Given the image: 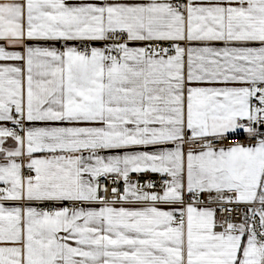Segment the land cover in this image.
<instances>
[{"label":"snow or ice","instance_id":"obj_1","mask_svg":"<svg viewBox=\"0 0 264 264\" xmlns=\"http://www.w3.org/2000/svg\"><path fill=\"white\" fill-rule=\"evenodd\" d=\"M0 264H264V0H0Z\"/></svg>","mask_w":264,"mask_h":264}]
</instances>
